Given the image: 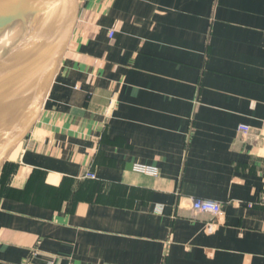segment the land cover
Wrapping results in <instances>:
<instances>
[{"label": "crops", "instance_id": "obj_1", "mask_svg": "<svg viewBox=\"0 0 264 264\" xmlns=\"http://www.w3.org/2000/svg\"><path fill=\"white\" fill-rule=\"evenodd\" d=\"M0 264H264V0H82L0 171Z\"/></svg>", "mask_w": 264, "mask_h": 264}, {"label": "water", "instance_id": "obj_2", "mask_svg": "<svg viewBox=\"0 0 264 264\" xmlns=\"http://www.w3.org/2000/svg\"><path fill=\"white\" fill-rule=\"evenodd\" d=\"M19 4L13 20L22 19L23 8L29 9L33 26L0 72V171L37 123L77 25L82 0Z\"/></svg>", "mask_w": 264, "mask_h": 264}, {"label": "built area", "instance_id": "obj_3", "mask_svg": "<svg viewBox=\"0 0 264 264\" xmlns=\"http://www.w3.org/2000/svg\"><path fill=\"white\" fill-rule=\"evenodd\" d=\"M111 36V33L109 34ZM238 131L241 135L248 137L251 135V130L247 126H239ZM137 171L146 172L144 168H136ZM90 178H93L92 175L89 176ZM188 216L191 219H196L199 216H211V217H218L222 214V205L197 199V198H188Z\"/></svg>", "mask_w": 264, "mask_h": 264}, {"label": "bare ground", "instance_id": "obj_4", "mask_svg": "<svg viewBox=\"0 0 264 264\" xmlns=\"http://www.w3.org/2000/svg\"><path fill=\"white\" fill-rule=\"evenodd\" d=\"M4 2L0 3V7L2 9V11H4L5 15H11L10 10L7 6V3H11L14 2L15 0H3ZM1 11V10H0ZM5 24L4 19L1 17L0 18V28H3ZM13 57L9 54V52L7 51V49L5 48V46L3 45L1 38H0V72L5 68V66L7 67L8 64L10 63L11 59Z\"/></svg>", "mask_w": 264, "mask_h": 264}, {"label": "rangeland", "instance_id": "obj_5", "mask_svg": "<svg viewBox=\"0 0 264 264\" xmlns=\"http://www.w3.org/2000/svg\"><path fill=\"white\" fill-rule=\"evenodd\" d=\"M4 2L3 0H0V3ZM8 27L7 25L3 26V28H0V34L2 33H6V31H8Z\"/></svg>", "mask_w": 264, "mask_h": 264}, {"label": "trees", "instance_id": "obj_6", "mask_svg": "<svg viewBox=\"0 0 264 264\" xmlns=\"http://www.w3.org/2000/svg\"><path fill=\"white\" fill-rule=\"evenodd\" d=\"M18 154V153H17Z\"/></svg>", "mask_w": 264, "mask_h": 264}]
</instances>
